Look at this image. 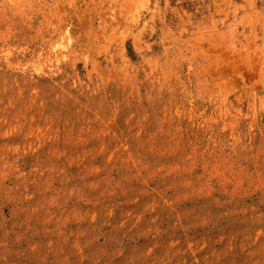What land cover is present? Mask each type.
Wrapping results in <instances>:
<instances>
[{
	"label": "rangeland",
	"instance_id": "rangeland-1",
	"mask_svg": "<svg viewBox=\"0 0 264 264\" xmlns=\"http://www.w3.org/2000/svg\"><path fill=\"white\" fill-rule=\"evenodd\" d=\"M0 264H264V0H0Z\"/></svg>",
	"mask_w": 264,
	"mask_h": 264
}]
</instances>
